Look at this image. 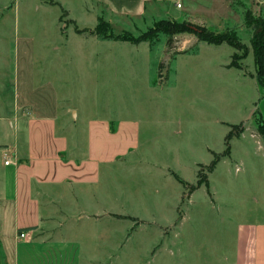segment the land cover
<instances>
[{"label":"rangeland","instance_id":"374dc122","mask_svg":"<svg viewBox=\"0 0 264 264\" xmlns=\"http://www.w3.org/2000/svg\"><path fill=\"white\" fill-rule=\"evenodd\" d=\"M180 3V9L151 6L135 20L98 7L92 20L77 7L69 16L70 4L0 0V143L11 146L10 122L22 124L14 111V47L29 38L36 83H50L64 110L63 129L57 130L69 144L64 153L81 157L90 141L95 148L99 186L106 188V208L99 214L106 215L88 224L82 218L79 230L92 236L81 241L96 264L221 260L240 223H264V140L255 123V112L264 117V84L250 45L253 32L244 20L246 14L263 18L264 0ZM98 18L113 36H136L160 19L187 21L214 32L231 30L245 48L199 42L185 51L196 42L187 33L170 40L160 35L148 50L146 44L91 35ZM233 53L236 66L230 68ZM260 75L264 80V72ZM104 124L111 135L102 131ZM32 135L37 151L53 149L38 126H32ZM67 211L65 227L75 225Z\"/></svg>","mask_w":264,"mask_h":264},{"label":"crops","instance_id":"0c3cea01","mask_svg":"<svg viewBox=\"0 0 264 264\" xmlns=\"http://www.w3.org/2000/svg\"><path fill=\"white\" fill-rule=\"evenodd\" d=\"M54 1L62 6L70 4L68 8L65 6L69 16L77 7L83 16L93 20L94 15L97 17V8L104 7L111 15L135 20L147 16L151 6L170 4L180 9L176 4L183 0ZM72 20L77 23L76 19ZM194 41L185 51L192 48ZM143 44L149 50L148 43L134 46ZM33 48V40L29 38L18 39L14 47V111L16 115L17 111L20 113L18 120L22 124L10 122L14 139L11 146L0 143L4 147L0 150V259L5 264H96L98 260L94 259L92 250H85L81 241L83 238L91 240L92 236L85 230H79L82 218L88 224L91 217H98L100 221L104 219L100 217L106 215L99 214L106 208V188L100 187L103 186L100 184V171L93 161L95 148L89 139V151L81 157L64 153L69 144L66 137L57 133L62 127H59V122L64 110H61L58 94L50 83H36ZM71 112L74 116L75 112ZM32 126H38L52 150L50 147L39 151L34 148ZM102 127V131L111 135L105 124ZM122 129L119 124L118 133ZM4 134L5 142L8 132ZM117 154H113V159ZM6 158L11 159L7 166L4 164ZM63 209L69 210L66 212L70 216L67 221H73L75 225L65 227L62 224ZM115 217L117 222L125 221ZM21 232L25 233L24 238H19ZM96 235L102 238L100 232ZM221 255V260L194 264H264V223L258 220L240 223L231 249Z\"/></svg>","mask_w":264,"mask_h":264},{"label":"trees","instance_id":"16d2710c","mask_svg":"<svg viewBox=\"0 0 264 264\" xmlns=\"http://www.w3.org/2000/svg\"><path fill=\"white\" fill-rule=\"evenodd\" d=\"M51 4L58 5L51 0H49ZM245 25L252 30L253 36L250 40V45L252 48V54L254 58V63L256 66L258 81L262 85L264 84V80L262 79V72H264V17L263 18H252L249 14L245 15ZM102 22L98 18V23L95 30L91 33L94 36H101L103 40L113 39L114 41H122L128 42L132 45H138L140 43H148L150 47H153L156 41L159 39L160 35H165L170 40L172 37L181 34H190L195 37L196 42L192 46H196L199 42H204L209 45L220 46L222 44H227L232 47L236 51L243 50L245 47L242 46L240 40L238 39L235 32L231 30H226L224 32H214L209 30L204 26H194L193 24H188L187 21L177 22L172 19H160L153 22L152 26L149 27L146 31L133 36L129 34L122 35H112L111 33H106L101 29ZM76 29V28H75ZM77 33H81V30L76 29ZM168 48L170 49V43H167ZM169 53V52H168ZM171 54H176L175 52ZM236 53H233L231 56V61L228 64V67L236 66ZM158 74L160 75V67H158ZM255 123H256V131L261 139L264 140V118L257 111L255 112ZM230 136H226L225 145H226V153L224 155H228L230 150L229 145ZM205 185L208 187V183L205 182Z\"/></svg>","mask_w":264,"mask_h":264},{"label":"built area","instance_id":"2783aa9c","mask_svg":"<svg viewBox=\"0 0 264 264\" xmlns=\"http://www.w3.org/2000/svg\"><path fill=\"white\" fill-rule=\"evenodd\" d=\"M176 7H177V8H181V4H180V3H177V4H176ZM4 164H5L6 166L9 165V164H11V159H10V158H6ZM24 237H25V233L21 232V233L19 234V238H24Z\"/></svg>","mask_w":264,"mask_h":264}]
</instances>
